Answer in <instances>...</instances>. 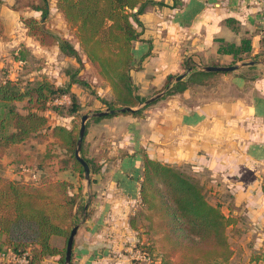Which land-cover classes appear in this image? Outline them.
I'll use <instances>...</instances> for the list:
<instances>
[{
    "label": "crops",
    "instance_id": "crops-1",
    "mask_svg": "<svg viewBox=\"0 0 264 264\" xmlns=\"http://www.w3.org/2000/svg\"><path fill=\"white\" fill-rule=\"evenodd\" d=\"M15 1L3 0L0 5L3 18L0 55L10 54L22 45L32 48L33 42L29 39L33 40V36L21 20L20 11L12 6ZM154 1L140 14L141 34L133 46L135 64L131 74L142 92L148 87L160 88L169 74L177 77L188 72L183 77L186 79L194 69L202 70L204 65H230L233 56L219 51L217 38L240 43L244 37H251L252 49L244 59L234 63L238 67L221 72L235 90L226 92L224 98L196 100L193 97V92L199 90L196 87L206 85L199 78L180 92L184 96L181 102L178 98H169L165 103L153 105L148 120L132 113L96 120L97 132L91 139L95 141L86 142V147L91 154L99 155L102 166L97 172H91L90 184L77 170L51 165L55 178L72 181L73 192L82 193L84 211L89 212L87 217L79 216L72 264L137 263L133 249L140 236L131 224V216L141 206L144 151L175 166L186 163L197 175L203 169L208 170L218 189L225 188L232 193L233 208L225 212L244 221L240 223L247 230V241L253 244L252 250H260L249 253L256 252L254 255L260 258L254 262L264 264V253L261 254L264 252V0ZM26 12L37 18L42 15L41 10ZM229 18L233 21H227ZM36 44L41 50L61 51L59 45ZM13 58L10 62L18 66L14 55ZM82 59L89 68L86 58ZM6 60L4 63L9 64L11 59ZM3 61L0 60V69ZM73 62L77 63L74 59ZM190 62L195 67L183 72ZM82 69L79 74L85 71ZM94 81H97L96 75ZM71 89L81 96L77 83ZM188 96L193 103L188 102ZM68 98L67 95L60 102H53L63 104ZM48 111L45 113L50 116ZM52 117V124L70 126ZM20 146L9 148L0 162L6 160L5 164L10 165L26 154L36 160L37 154L21 152ZM0 172L10 178L29 180V172L39 179L44 171L27 167L15 172L6 168ZM53 238L61 247L62 236ZM236 256L240 258L243 254L236 251L233 258ZM39 264H61L60 254L45 256Z\"/></svg>",
    "mask_w": 264,
    "mask_h": 264
},
{
    "label": "trees",
    "instance_id": "trees-1",
    "mask_svg": "<svg viewBox=\"0 0 264 264\" xmlns=\"http://www.w3.org/2000/svg\"><path fill=\"white\" fill-rule=\"evenodd\" d=\"M153 2L57 0V6L69 26L75 28L80 45L97 75L111 84L116 93L115 100L123 106H133L147 99L138 92L131 70L135 64L134 41L141 34L138 28L142 24L140 14ZM24 5L42 12L40 19L34 15H21L29 34L43 46L59 45L65 55L75 57L82 64L79 49L69 39L46 27L44 21L51 13L50 0H27ZM13 7L19 9L17 4ZM227 21L233 20L229 18ZM217 40L219 51L233 56L231 64L244 59L252 49L251 37H244L240 43L224 38ZM29 53L30 49L22 45L13 55L16 59L28 60ZM186 67L194 68L195 65L190 62ZM77 71L78 68L67 85H59L43 74L28 78L4 77V69H0V157L9 148L22 146L33 139L45 144L43 151L37 153L36 160L26 154L18 161L25 167L43 169L36 182L23 177L10 178L0 172V253L8 249L19 254L29 250L28 264H39L45 256L55 254H60L63 264L66 247H59L53 237H66L67 246L71 229L79 224V216L89 215L84 211L82 193L73 192V182L55 178L51 172V165L57 164L58 169L72 168L84 175V165L76 157L80 126L76 120L70 126L52 124L50 116L45 113L53 107L58 108L59 105L50 102L64 94L71 95V103L65 106L67 115L76 117L80 113L81 99L71 89V84L86 86L89 83L78 78L75 75ZM221 72L226 71L194 69L186 79L175 78L167 94L183 92L198 78ZM174 77V74L168 75L167 85ZM16 100L25 101L27 110L19 109L14 103ZM103 102L114 107L111 100L103 99ZM140 112L141 107L122 113L138 115ZM115 114L94 118L99 120ZM87 132L88 127L81 153L94 173L102 163L98 154L88 153ZM143 156V177L140 180L142 206L131 216V224L138 229L141 215L149 221L146 231L150 230L156 236L154 241L161 249L160 264H194L210 256H215L216 264H232L233 249L228 228L238 221V217L225 213L220 202L209 200L202 184L194 177L197 174L187 173L179 166L152 157L147 151ZM147 248L149 252L154 249L152 246ZM258 258L252 256L254 260ZM152 264H156V260L153 259Z\"/></svg>",
    "mask_w": 264,
    "mask_h": 264
},
{
    "label": "rangeland",
    "instance_id": "rangeland-1",
    "mask_svg": "<svg viewBox=\"0 0 264 264\" xmlns=\"http://www.w3.org/2000/svg\"><path fill=\"white\" fill-rule=\"evenodd\" d=\"M26 1L27 0H21L20 3H18V2L14 3V4H17L19 6V9H17V10H19L20 14L23 16L28 15L26 10H28V9L32 10L33 9L32 7H26L24 5V2H26ZM0 5H1V3H0ZM51 6L53 7L52 10H51ZM50 10H51L50 16L48 18H46L44 21L46 27L56 31L60 35L69 39L74 45H76L78 47L80 53H81V57L84 56L86 58L85 61L89 62V68L86 67V64L84 62L81 64L75 57L65 55L62 51L58 52L57 49H56L57 52L51 51V48L49 51L39 49V47L36 44V42H39V40L33 36V40H32V38L29 39V41L33 42V43H31L32 48L30 49V53H29L30 58L28 60L27 59L24 60V63L22 65L19 64L17 66V64L13 63L14 61L10 62L14 59L13 58V52L10 54H7V55H0V60H2V61L3 60L7 61L6 59H8V58L11 59V60H8L9 64L4 63V61H3L4 64H3L2 68L4 69V74H2V75L4 77L14 76V77H19V78H28V77H39L43 74L45 76H48L51 80L56 81L59 85H67L68 82H70V80H71L73 72H75L78 68V71L75 75L78 78H81V79L88 81V83H89V85H86V86L78 85L80 93H81V96H80V99H81L80 113L78 115H76V117H73L71 115H67V113H66L67 109L65 108V106L71 103V95H68L69 98L63 104L55 103V102L51 101L50 104L59 105V107L56 109L53 107V108L49 109V111H48L50 114V117L53 116L52 117L53 120H59L61 122H65V123H68L70 125L73 124L74 120H76L77 125L80 126L81 125V118H82L83 114H85V113L92 114L94 111L106 109L108 106L106 105V103L103 102V99H108L109 101L111 100L112 103L114 104V107H122L123 105H121L120 102L115 100L116 99V93L113 90L111 84L107 80H104L97 75L93 64L90 62V60H88L87 55L85 54V52L83 51V49L80 45V41L76 35L75 28L69 26V24L67 23V21L64 18L63 13L61 12L59 7L57 6V0H50ZM39 16H40L39 17V19H40L42 17V15H39ZM21 20H22V18H21ZM2 23H3V18L0 15V25ZM21 25L23 27H25L22 23H21ZM33 49H34V52H33ZM49 53L51 55L50 58L48 57ZM73 59H74V61L77 62L75 65L73 64L74 63ZM82 68L85 71L83 72V74H79V71ZM187 69L188 68L185 67V70L183 72L187 71ZM95 75L97 76V81H94ZM82 76L86 77V78H82ZM175 78L176 77L172 78L168 85H167V80H166L165 83L160 88H155V87L154 88H151V87L147 88L146 87L147 89L145 90V92H142L141 86L138 85L133 79L134 83L138 87V92H140L146 98L154 96L159 92H163L162 96L165 94L164 97H162V96L158 97L157 101L152 103V104L150 103V104L146 105L143 103H137L136 105H133L134 107H141V112H140V114L137 115L138 117L146 118L148 120V118L150 116L149 109L153 105L158 104V103H165L169 98H178L180 100V102L182 99H184V96H182V94L180 92H177V93L171 94V95L167 94L170 87L174 84ZM200 79L205 81L206 85L196 87V89H198V87H199V90H196L193 92V97L196 100L207 101V100H210L211 98L221 99V98H224L223 95L226 92H228V94H229V92H232V91L235 92L234 87L231 86V84L229 83V80L227 78H225L222 73H218L216 75H212V76H208V77H200ZM71 85H73V83ZM105 88H107V89H105ZM190 98H191V96L188 98V100H189L188 102L193 103V100ZM14 103H16L18 108L21 109L22 111L27 110L25 108V101L16 100V101H14ZM60 106H63V107H60ZM1 113H2V111L0 110V114ZM121 113L122 112L119 111L116 114H121ZM156 115H157V112L154 111V116H156ZM94 117L95 116H91L87 120L88 132L86 135V142L95 141L94 138H93V140H91L92 136L94 135V133L97 132V128H98V127L95 128V125H96L95 122L97 119H95ZM108 117H112V115H109ZM121 126H123V125H121ZM145 130H148V126L145 128ZM125 132L129 135L128 128L125 130ZM121 133L122 132L119 130V135H122ZM97 138H98V135H97ZM120 138H123V136H121ZM111 143L112 142L110 141V144ZM43 149H44V144L37 142L36 139H33V140H31V141L27 142L26 144L19 147V150L21 152H24V153L30 152V153H34L35 155L38 152L43 151ZM141 150H143V149H141ZM88 153H89V150H88ZM14 154H15V152L10 153L8 159H11L14 156ZM5 161L6 160H4L3 162H0V170H6V168H9V170H12L13 172H15V171H18L20 167H21V169L24 167L22 163L18 162V160L10 162L11 163L10 165H8L7 163L5 164ZM180 167L184 171H186L187 173L197 174V171L194 172L193 170H191L192 168L190 166H188V164H186V163ZM28 174L30 176L28 181L36 182L35 181L37 178L36 175L35 174L33 175L30 172ZM83 177H84V175H83ZM194 177L197 178L199 180V182L202 184V187L204 188V191H205V193H206V195L210 201H212L214 203L220 202L222 204V209L226 212H229V208H233L232 193L225 190V188L222 190L218 189V186L215 185L216 181L212 180V177H211L210 172L208 170L203 169L199 172V175H195ZM140 204L142 206V202ZM141 206L139 209H141ZM240 222L242 224L244 223V221H241V219L239 221V219H238V223H240ZM241 223L240 224L236 223L237 225L231 224L228 228L229 241H230L231 247L233 249V255L235 254L236 251L238 252L239 255H240V252L243 254V256L240 258H237V256L233 258V255H232L231 263L232 264H259V263L254 262V259L250 258L256 252H252V254H250L249 251H260V250H258V249L252 250L253 244H249L250 242L247 241V239H248L247 230L245 228H243ZM148 225H149V221L147 219H145L144 216L141 215L140 219L137 223V228H138V232H139L138 235L140 236V240H139L140 244L137 243V245L140 247L141 251H147L148 254L151 253L150 256H151L152 261L154 259V260H156V264H160L161 252H159V251H161V249L158 246V244H156V242L154 241L155 237H156L155 234L152 233L150 230L146 231L149 228ZM59 242L62 243V245H61L62 248L66 247V237H62V241L60 240ZM150 246H152L154 248V249H152V252H149V250L147 248ZM262 253H264V252H261V254ZM174 256L177 257L176 254ZM217 257L219 258L220 256H217ZM214 261H215V256H210L208 259H201L200 261H198L194 264H216ZM143 263H148V261L144 260ZM151 264H152V262H151Z\"/></svg>",
    "mask_w": 264,
    "mask_h": 264
},
{
    "label": "water",
    "instance_id": "water-1",
    "mask_svg": "<svg viewBox=\"0 0 264 264\" xmlns=\"http://www.w3.org/2000/svg\"><path fill=\"white\" fill-rule=\"evenodd\" d=\"M236 67H238L237 64H230V65H213V64L210 65L209 64V65L202 66L201 69L202 70H206V71H215V70H225L226 71V70L235 69ZM190 70H191V68L188 69V71H190ZM187 73L179 74L176 77V79L183 78L185 75H187ZM162 94H163V92H159L156 95L147 98L142 103L143 104H149L153 100H155L158 97L162 96ZM137 108H139V107H134V106H131V105H125V106H122V107H107L106 109L94 111L92 114L85 113V114L82 115L81 125H80V132H79V138H78V143H77V148H76V157L84 165V176H85V179L87 180L88 184L91 183V170H90L89 163L87 162V160L81 154L82 144H83V140H84L85 133H86L87 120L91 116H104V115H107V114H110V113H117L119 111L126 112V111L135 110ZM79 226H80V224H76L71 229L70 235H69L68 240H67L64 264H72L73 245H74V242H75V236L77 234Z\"/></svg>",
    "mask_w": 264,
    "mask_h": 264
},
{
    "label": "built area",
    "instance_id": "built-area-1",
    "mask_svg": "<svg viewBox=\"0 0 264 264\" xmlns=\"http://www.w3.org/2000/svg\"><path fill=\"white\" fill-rule=\"evenodd\" d=\"M262 22L264 23V17L262 19ZM17 61H18V65L19 64L22 65L24 63V60L22 59H17ZM65 96H67V94L57 97L56 99H54V101L60 102V100ZM23 168H27V167L24 166ZM133 253L135 259L137 260L136 264H151L152 260L150 254H148L147 251H141L140 247L137 244L133 249ZM29 259H30L29 250L21 254L16 253L11 249H8L7 251H2L0 253V264H8L9 262H14L16 264H28ZM144 260H147L148 263H143Z\"/></svg>",
    "mask_w": 264,
    "mask_h": 264
}]
</instances>
